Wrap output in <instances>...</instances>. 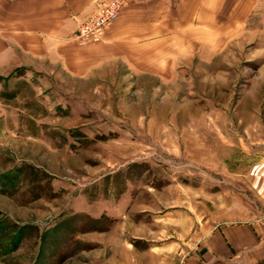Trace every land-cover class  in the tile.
I'll list each match as a JSON object with an SVG mask.
<instances>
[{"label":"rangeland","instance_id":"rangeland-1","mask_svg":"<svg viewBox=\"0 0 264 264\" xmlns=\"http://www.w3.org/2000/svg\"><path fill=\"white\" fill-rule=\"evenodd\" d=\"M200 5L84 77L0 75V264H207L217 227L264 220V0Z\"/></svg>","mask_w":264,"mask_h":264},{"label":"crops","instance_id":"crops-1","mask_svg":"<svg viewBox=\"0 0 264 264\" xmlns=\"http://www.w3.org/2000/svg\"><path fill=\"white\" fill-rule=\"evenodd\" d=\"M97 1L100 0H0V75L42 60L62 65L72 76L84 77L88 75L86 67L81 69L85 63L92 65L93 71L95 64L117 57L116 43L120 46L123 42L121 46L128 49H135L137 41H142L138 49L150 48L152 42L165 43L167 39L162 34L169 31V8L186 9L190 19L198 18L201 6V0H127L117 24L103 42L76 46L69 36L90 16ZM157 17L159 21H154ZM202 249L207 264L263 261L264 220L219 226Z\"/></svg>","mask_w":264,"mask_h":264},{"label":"built area","instance_id":"built-area-1","mask_svg":"<svg viewBox=\"0 0 264 264\" xmlns=\"http://www.w3.org/2000/svg\"><path fill=\"white\" fill-rule=\"evenodd\" d=\"M118 15L119 3L108 2L98 5L93 13L79 25L74 38L79 41L98 40Z\"/></svg>","mask_w":264,"mask_h":264}]
</instances>
